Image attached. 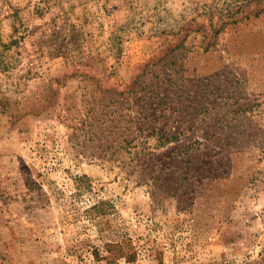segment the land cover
<instances>
[{"label": "rangeland", "instance_id": "obj_1", "mask_svg": "<svg viewBox=\"0 0 264 264\" xmlns=\"http://www.w3.org/2000/svg\"><path fill=\"white\" fill-rule=\"evenodd\" d=\"M232 3L0 0V264H264V13L215 33Z\"/></svg>", "mask_w": 264, "mask_h": 264}, {"label": "trees", "instance_id": "obj_2", "mask_svg": "<svg viewBox=\"0 0 264 264\" xmlns=\"http://www.w3.org/2000/svg\"><path fill=\"white\" fill-rule=\"evenodd\" d=\"M228 9H237V10H229L225 14L226 20L228 21L226 22L223 21L224 22L223 25L214 29L215 33H219L220 31H223L225 27L231 23L236 24L242 19H248L251 16L258 17L259 15L263 14L264 13V0H243V3H240L238 5H235L234 3L230 4L228 6ZM239 15H242L244 17L240 18ZM198 27H199L198 30L205 28L204 24H200L198 25ZM210 47H211V44L210 45L208 44L207 47L205 48V51H208ZM112 100H113V97H112ZM128 110L130 111V113L127 115L129 120L126 123L129 125L124 127V133H123V136H126V138L123 139V143L125 145H131L136 141L135 135L141 129H139V125L135 123L134 119L137 116L144 114V112L146 111L145 109H142V111H139V110L135 111L134 108H131ZM134 113H137V115H134ZM108 122L111 124V128L121 127V122L116 117H114L113 119L111 118L110 121Z\"/></svg>", "mask_w": 264, "mask_h": 264}]
</instances>
